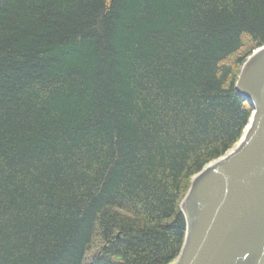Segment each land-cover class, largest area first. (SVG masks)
I'll list each match as a JSON object with an SVG mask.
<instances>
[{"label": "trees", "instance_id": "1", "mask_svg": "<svg viewBox=\"0 0 264 264\" xmlns=\"http://www.w3.org/2000/svg\"><path fill=\"white\" fill-rule=\"evenodd\" d=\"M263 46L264 0H0V264L175 263Z\"/></svg>", "mask_w": 264, "mask_h": 264}, {"label": "water", "instance_id": "2", "mask_svg": "<svg viewBox=\"0 0 264 264\" xmlns=\"http://www.w3.org/2000/svg\"><path fill=\"white\" fill-rule=\"evenodd\" d=\"M237 91L253 109L251 121L234 149L194 177L173 264H264V46L247 59Z\"/></svg>", "mask_w": 264, "mask_h": 264}, {"label": "rangeland", "instance_id": "3", "mask_svg": "<svg viewBox=\"0 0 264 264\" xmlns=\"http://www.w3.org/2000/svg\"><path fill=\"white\" fill-rule=\"evenodd\" d=\"M234 149V148H233Z\"/></svg>", "mask_w": 264, "mask_h": 264}]
</instances>
